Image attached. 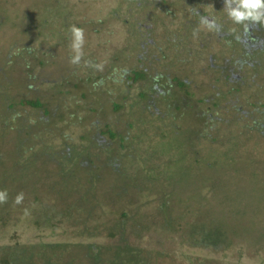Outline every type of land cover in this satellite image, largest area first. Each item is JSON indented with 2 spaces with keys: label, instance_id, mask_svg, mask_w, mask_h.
Returning <instances> with one entry per match:
<instances>
[{
  "label": "rangeland",
  "instance_id": "1",
  "mask_svg": "<svg viewBox=\"0 0 264 264\" xmlns=\"http://www.w3.org/2000/svg\"><path fill=\"white\" fill-rule=\"evenodd\" d=\"M219 3L221 4V0H0V52L1 55L13 56L17 52H22L25 49V44L41 50L45 54L58 52L57 66L56 64L54 66L55 73H46L45 77L40 78L34 86L38 87L37 91L40 95H45L44 99L49 102L50 106H60L63 115L49 117V128L44 127L40 132H36L42 134L38 135L40 138H35L32 133L26 135L25 129H22L21 134L38 142L32 150L28 151L29 154L37 153L43 147H46V153L66 150L67 147H70L71 151L76 148L77 158L71 167L74 169L77 166L78 171L85 170L77 175L76 181L81 182L78 187L82 193H87L88 196L93 193L96 196L99 195L100 200L103 199V193H100L101 188L88 182L90 175L85 173L88 172L86 171L88 168L79 166L81 165L80 161L85 159L88 152L90 161L91 157L95 158V163L101 167L100 171L104 174V179H111L109 177L115 176L123 180L126 177V183L118 184V188H116L125 187L129 191L126 199H123L119 206L116 205L117 215L112 212L114 206L107 205L98 210L96 215H93L94 218L92 222H89V226H99L109 220L110 224H113L116 218L120 217L121 211H126L128 214L137 211V216L142 220L137 223L144 225L143 230L139 233L140 235L134 234L133 230L125 233L129 240L143 245L144 250L157 248H167L168 251L179 250L182 254L178 260L182 262L188 257H199L202 260L212 259V261L226 258L225 256L230 253H216L194 246L181 248L171 239H163L159 234L161 232L155 233L156 231L146 228L148 223L151 224L156 219H153V216L156 214L157 205L153 201L147 202L152 196L147 199L145 191L143 193L136 191L133 196L132 188L138 184L142 186L143 180H146L145 177L155 175L160 180L167 181L165 187L177 196L175 188H180L181 183L175 181V178L179 177L176 171L182 169L190 173V181L196 183L200 181L203 188L205 187V193L208 195L207 205L216 216L219 217V213L226 209L224 211L226 217H229L228 215L231 217L230 211H226L230 208L235 211L237 207L240 211L244 205L247 208L246 217L255 215L257 222L251 228L247 226V234H251L246 235L248 236V245L243 244V249H240L247 263L264 264V237L260 240L252 238V234L256 235L257 233L255 230L259 226L258 222L264 221V184L261 181L264 178V169H262L264 141L256 140L253 133H249L247 136L246 130L251 126V123L248 120L240 122L239 117L243 110L245 114H259L260 120L264 119V115L256 110L258 108L264 111V96L257 97V93H260L264 85V74L260 73V76L258 74L255 78L254 71L242 72L239 69L235 71L234 74H239V76L233 75L231 85L237 86L240 82L235 78L242 79L243 77L245 81L241 82L238 91L226 93L221 98L220 109L214 108L215 115L228 120L226 122H209L208 129L210 135L215 138L214 143L203 138L201 124L195 123L193 120L195 116L189 112L190 110L195 111L192 108L189 111L185 107L174 110L173 116H168L164 122L158 125L149 121L145 127L143 124L139 125L138 122L135 124L139 126L130 127L129 122L138 120L135 100L138 101L139 85L143 83L142 80L130 87L126 83L127 80L118 76V79H110L108 84L104 83L103 88L99 90L95 88V83L101 77L112 75L110 71L113 68L122 73L123 71L120 70L126 69V67L137 70L147 66L151 68L152 75L160 70L165 72L168 69L170 78L181 73L191 80L188 89L195 93L192 106L202 109L197 98L210 92L212 89L210 83L215 80L214 77L220 79L229 72V70H225L223 74L214 72L208 58L207 61L205 60L207 52H202L200 56L195 52L201 39L216 37L217 32L202 25L200 17L203 15L197 13L206 11L213 14L219 9ZM225 13L223 7L220 6L216 16H212L222 25L221 28L224 25ZM135 22H140L139 30L141 32L147 33L145 29L147 28L150 32L149 36L158 41H162L165 36L172 39L181 36L184 33L183 25L185 23L189 25V28L191 25L199 28L200 32L197 34L186 32L185 35L189 36L192 42L184 39L178 47L171 45L167 56L164 55L165 52L157 51L161 54L157 53L156 46L153 44L151 46L145 43L150 50H155L153 52L155 57L147 60L149 56H143V48L138 43V40L143 38L141 32L138 34L137 28L133 31ZM130 23L134 24L131 26ZM152 24L153 28L151 29ZM71 25H80L83 32V43L79 49L80 59L77 63L71 61V57L76 54L71 46ZM69 30V38H65ZM165 31L170 32L166 35L163 33ZM58 35L62 38L61 44L57 39ZM212 42L210 52L216 54L220 47H218L215 38ZM204 44L207 46V43ZM227 51V54L231 55V46ZM257 54H259L258 50L253 49L247 57L254 58L257 57ZM231 60L233 61L232 56ZM208 63L211 68L207 67ZM10 65L12 64H7V69L11 67ZM36 71L37 69L34 73ZM46 78H50L51 82H56L55 92L50 89V81ZM172 87H175L173 81ZM222 88L226 90L228 86ZM98 95L102 98L98 99ZM113 101L121 104V109L116 110ZM165 104L163 99L159 101L160 108L165 109ZM67 111L70 116L67 115ZM12 120H9L11 128H15L14 123L17 122ZM108 122L112 130L136 132L143 127L139 136L144 139L146 129L148 135L141 143H138L137 139L133 146L129 143L133 150L132 153L127 152L130 155H123L126 151L116 146L115 139L110 140L107 133L100 135L104 139H101V142L98 141L99 144L93 147L94 143L89 141L90 137L95 132L106 130L105 124ZM9 128L4 125L1 119L0 140L7 136ZM10 131H12L13 138L15 130L10 129ZM162 134H165L166 138H162ZM84 135L86 138H82ZM256 159L261 161L258 162ZM42 162L39 160L32 165L34 171L32 178L36 179L35 182H31L32 187L31 184H28L30 182H26L24 179L27 188H23L21 202L16 203L15 199L7 205V214H3L5 218H9L11 225H7L8 228L1 230L0 234L6 236L9 243L17 239L16 231L20 242H25L29 237L37 238L39 236L49 241L53 239L57 241L106 242L107 239L104 236L94 238L85 235V225L77 223L76 215H73L72 218H64L63 226L59 224L55 230L46 228L43 219H41V226L38 225L40 228L34 224L37 210H42L37 208L36 204H34L35 207L31 205L34 197L38 194L41 195V199L44 197L42 204L46 201L57 204L54 197L46 195L49 187L54 180L61 179L64 172L68 175L72 173L71 169L63 172L57 162L48 164H42ZM208 162L213 165L208 166ZM90 164L93 170L97 171L96 165L92 162ZM113 165L115 166L113 167ZM45 167L47 171L44 170ZM121 171L124 173L123 175ZM72 179V183L76 182L74 177ZM18 180L20 179L18 178L15 182L18 183ZM75 185L77 186L76 183ZM45 189H47L46 192H44ZM105 189L107 190V188ZM112 191L110 197L116 195ZM242 196H246V199ZM153 197L155 198V196ZM178 202L176 198L169 199V204L175 205L171 218L174 224H183L192 215V212L194 213L199 202L186 201L179 205ZM252 208H254V212H251ZM102 210L105 212L100 214ZM1 211L0 217L2 216ZM224 213L221 217L224 216ZM160 225L155 224L154 228L157 229ZM89 226H87V231L92 233L94 228H89ZM160 264L170 263L163 261Z\"/></svg>",
  "mask_w": 264,
  "mask_h": 264
},
{
  "label": "trees",
  "instance_id": "2",
  "mask_svg": "<svg viewBox=\"0 0 264 264\" xmlns=\"http://www.w3.org/2000/svg\"><path fill=\"white\" fill-rule=\"evenodd\" d=\"M220 6L221 4L219 3V9ZM219 9L213 13L214 16H216ZM209 13L200 11V14L203 15L212 14ZM135 23L133 31L137 28V33L139 34L141 32L139 30L140 22ZM133 24L134 23H130L131 26ZM77 27L80 28V25ZM152 28L153 24L151 25V29ZM145 29L147 33L141 32L143 38L139 39L138 43L143 48V56H149L147 60L155 57L153 55L155 50L156 52H165L164 55L167 56L169 53L168 50H171V45L174 47L180 46L181 37L172 39L165 36L162 41H158L157 39L153 40L151 36H149V30H147V28ZM168 32L165 31L163 33L167 35ZM69 34L70 30L65 38H69ZM57 39L61 44L62 38L60 35L57 36ZM145 43L147 45L152 46L153 44L156 46L155 50H150ZM198 47H196L195 52L200 56L204 48L199 47L200 49H198ZM24 48L22 52H17L13 56L7 54L1 55L2 53L0 52V121L2 119L4 125L10 127L7 136L3 138V140H0V191H5L7 194V198L0 202V210H2L0 231L6 230L8 228L6 226L11 225L9 218H5L3 214H7V205L14 201L18 194L23 193V188H27V183H25L24 179H26V182L29 181L30 183L28 184H31L32 187V183L36 181V179L32 178L34 174L32 165L36 164V161L41 160L43 161L42 164L57 162V165L61 167L63 172L64 170L71 169L72 173L68 175L64 172L61 175V179L54 180L51 187H49V191L46 195L54 197L57 204L48 203L47 201L42 204L44 197L41 199V195L39 194L34 197L31 205L35 207L34 204H36L38 205L36 206L37 208L42 209L37 210L38 212L36 213L37 216L34 218V224L37 227L41 226V219H43L46 228L55 230L59 224L63 226L64 218H72L73 215H76L77 217L75 220L77 223L83 226L85 225V235L94 238L104 236L107 241L91 242L90 240H86L84 242H77L70 240L57 241L53 239L49 241L39 236L37 238L29 237L25 242H20V237L16 231L18 237L15 241L11 242L14 244H11L8 242L6 236L0 234V264H160L163 261L169 262L170 264H178L177 262L180 264H249L244 260L241 249H243V244L248 245V236L246 235L251 234H247V226L251 228L257 222L255 215L246 217L247 208L244 205L240 211H238L239 207L235 208V211L231 208L226 211H230L231 217L230 215L226 217L227 215L224 213L226 209L219 213V217L218 215L216 216L207 205L208 195L205 193V187L203 188L200 181L197 183L190 181V173L182 169L176 171L179 177L175 178V181L181 183L179 185L180 188L174 187L175 190H177V196L174 195L171 190L168 191L165 187L167 181H162L155 175H148L149 177H145L146 180H143V187L138 184L132 188L133 191L131 194L133 196L136 194V191L141 193L145 191L147 199L152 196L147 202L153 201L157 205L156 217L155 215L153 216V219H156L151 224L148 223L146 228L150 231H156L155 233H158L157 231L161 232L159 234L162 235L163 239H171L175 243H178L181 248L184 246H194L204 248V250L208 249V251L216 253H230L228 256H225L226 258L212 261V259L202 260L199 257H188L182 262L178 260V257L182 254L179 250L168 251L167 248L144 250L143 245H140L139 242L129 240L127 233H125L126 231L133 230L132 232L138 235L143 230L144 225L137 223L138 221L142 222L137 216V211H133V213L129 212V214L126 211H121L119 213L120 217L116 218L113 224H110L111 221L109 220L108 222H103L99 226H89V222H92L94 218L93 215H96L98 210L105 208L107 205L114 206L112 212L117 215L116 211L118 209H115V207L116 205L119 206L123 199H126L129 191H127L125 187L120 189L116 188H118V184H125L127 179L125 177L122 180V178L115 176L109 177L111 179H104V174L100 171L101 167L95 163V158L92 159L91 157L90 161L88 152L84 157L85 159L80 161L81 165L79 166L88 168V170H86L88 172H85L90 175V177L87 175L88 182L101 188L100 193H103L102 198L104 199H102V201L99 195L96 196V194L93 193L88 196L87 193H82L79 189L80 187H78L81 182L76 181L77 175H79V172H84L85 170L78 171L77 166L74 169L71 167L74 163L73 161L77 158L76 148L75 150L73 149V151L70 150V147H67L66 150L62 149L46 153V147H43L41 150H38L37 153H28L38 142L33 141V139H30V137L26 135L32 133L35 138H40L38 137L40 133L36 132H40L41 128L44 127L49 128V117L61 116L63 113L60 106H50L49 102L44 99L45 95H40L39 91H37L38 87L36 88L34 86L40 78L45 77L44 75L46 73H55L54 70H56V68L54 66L57 63L56 56L58 52L45 54L41 50L32 48V46L28 44H25ZM205 48L207 47L205 46ZM7 56L9 60L6 58ZM18 57L19 60H17ZM8 63L12 64L9 69H7ZM207 67L211 68L209 64ZM36 69L37 71L34 73ZM115 70L116 68H113L110 71L112 75L109 74L103 78L101 77L99 81L95 83V88H97V90L103 88L104 83L108 84L110 79H118V76H121L123 80H127L126 83L130 87L140 80L143 81V83L139 85L140 91L138 101L135 100L138 120L135 119L129 122L130 127L139 126L140 124H143V127H145L148 125L149 121H153L155 125H158L164 122L165 118L168 116H173L174 110L176 111L185 107L187 111H189L190 108H192L195 109V111L192 112L190 110L189 112L192 116H195L193 117L195 118L193 119L195 123L201 124L203 138H207L213 143L215 142V138L210 135L208 129V126L210 127L209 122L228 121L225 118H220L215 115L214 108L220 109L221 106L219 103L221 98L226 93L234 90L238 91L240 89L239 86L242 84L241 82L244 83L245 81L243 77L242 79L235 78V80L240 82H238L237 86L231 85V81H233L234 77L229 72H227V75L223 78L220 77L219 79V77H214L215 80L210 83V87L212 88L210 92L197 98L198 103L202 107V109H199L197 106H192L195 93L188 89L191 80L184 77L181 73L170 78L167 72L168 69H166L165 72L160 70V72L158 71L154 75L150 73L151 68L147 66L137 70L126 67V69L123 68L120 70L123 71L122 73ZM216 71L221 74L222 68L217 67V70L214 69V72ZM260 73L264 74L263 66L258 69L259 76ZM109 76L112 77L109 78ZM46 79L50 81V89L55 92L57 89L55 86L56 82H51L50 78ZM172 81L175 83V87H172ZM225 86H228V88L223 90L222 87ZM262 96H264V85L260 93H257V97ZM98 97V99L102 98L99 95ZM189 97L191 99H188ZM161 99L166 103L165 109L159 106V101ZM145 101L148 102L146 103ZM168 104L169 106H167ZM113 106L116 110L122 107L121 104L114 101ZM256 110L264 115L263 110L258 108H256ZM67 115L70 116L68 111ZM258 116L259 114H245L243 110H241V115H239L240 122H246V120H248L251 123V126L246 130V135L248 136L249 133H253L256 140L264 141V119L260 120ZM9 120L17 122L14 123V126H16L15 128H11L12 125ZM137 122L139 125L135 124ZM143 127L136 130V132L119 131L112 130L108 122L105 124L106 130L95 132L92 134L89 141L93 142V147H95L99 144L98 141L101 142V139H104L103 137L101 138L100 135L107 133L110 140L115 139L116 146L126 151L123 153V155H125L127 152H133L131 148L136 139L138 143H141L148 135L146 129L144 139L139 136ZM10 129L15 130L13 138ZM22 129H25L24 132L26 135L21 134L23 131ZM82 138H86V135L82 136ZM162 138H166L165 134H162ZM27 143L29 144L27 145ZM129 143L132 146L129 145ZM95 156L97 157L96 154ZM256 160L258 162L261 161L259 159ZM91 162L96 165L97 171L93 170L90 164ZM207 165L212 166L213 164L208 162ZM114 166L115 165H113V167ZM262 169H264V164ZM44 170L47 171L46 167ZM123 174L122 172V175ZM72 177H74V181L76 182L72 183ZM18 178L20 179L18 180L19 185L15 182ZM261 181H263L264 184V178H262ZM193 183H196V185H193ZM105 188H107V190ZM111 190H113L112 192L116 195L110 197L112 194ZM46 191L47 189L44 190V192ZM153 196H155V198ZM242 197L246 199V196ZM171 198L178 199V205L186 201H196L197 203L199 202V205L195 208L194 213L192 212V215L188 217L187 221L183 222V224H174L171 217L174 214L175 205L169 204V199ZM192 209L194 208L192 207ZM253 209L254 208L251 209V212H254ZM102 212L105 211H100V214H102ZM222 213H224L223 217H221ZM118 222L120 223L118 224ZM258 223L259 226L257 230H255L257 231V236L252 234L254 240H260L264 237V221ZM155 224L161 225L159 228L155 229ZM87 226H89V228H94L92 233L87 231ZM231 254L235 255L232 256Z\"/></svg>",
  "mask_w": 264,
  "mask_h": 264
},
{
  "label": "flooded vegetation",
  "instance_id": "3",
  "mask_svg": "<svg viewBox=\"0 0 264 264\" xmlns=\"http://www.w3.org/2000/svg\"><path fill=\"white\" fill-rule=\"evenodd\" d=\"M221 6L224 7V0H221ZM197 14H200V11ZM224 15L223 28H221L219 32H216V37H208L200 40V44L198 46L204 48L203 52H207L205 60L207 61L208 58L210 66L214 69L217 67L222 68L221 74H223L225 70H229L232 75L238 77L239 74L234 73L239 69L242 72L254 71L253 76L256 78L258 75V69L261 66L264 67V25L260 23H249V29L247 32H245L242 24H235L231 19L228 18L226 13ZM203 16L212 18L214 15L205 14ZM216 21L219 23L218 20ZM188 26L189 25L187 23L183 25L184 33L179 36L181 37L180 43L184 39H188V42L191 41L190 37L185 35L186 32H189L190 34H197L200 32L199 28H195L193 25H191L190 28ZM213 38L216 39L217 45L220 47L218 53L216 54L210 52L211 46L213 45ZM204 43H207V48H205ZM230 46L232 53L231 55H228L227 50ZM199 47L198 49H200ZM253 49L258 50L259 54H257V57H247L249 53H252ZM231 56L233 61L231 60Z\"/></svg>",
  "mask_w": 264,
  "mask_h": 264
},
{
  "label": "clouds",
  "instance_id": "4",
  "mask_svg": "<svg viewBox=\"0 0 264 264\" xmlns=\"http://www.w3.org/2000/svg\"><path fill=\"white\" fill-rule=\"evenodd\" d=\"M224 11L229 19L235 24H242L244 31L249 29V23H260L264 25V0H224ZM200 23L205 25L209 30L220 31L222 25L217 23L216 18H209L208 16H201ZM72 33V48L76 54L71 57L73 63H77L80 59L79 49L83 43L82 29L76 25H71ZM239 38V37H237ZM7 198L5 191H0V202ZM22 194H18L15 202L20 203Z\"/></svg>",
  "mask_w": 264,
  "mask_h": 264
}]
</instances>
